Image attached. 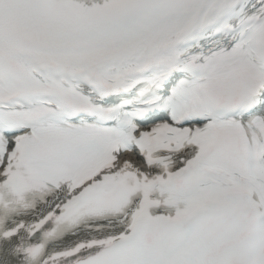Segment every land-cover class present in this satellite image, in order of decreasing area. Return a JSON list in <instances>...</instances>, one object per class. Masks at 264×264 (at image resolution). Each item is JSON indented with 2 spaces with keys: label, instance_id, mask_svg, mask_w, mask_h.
<instances>
[{
  "label": "snow or ice",
  "instance_id": "6c2138e0",
  "mask_svg": "<svg viewBox=\"0 0 264 264\" xmlns=\"http://www.w3.org/2000/svg\"><path fill=\"white\" fill-rule=\"evenodd\" d=\"M0 264H264V0H0Z\"/></svg>",
  "mask_w": 264,
  "mask_h": 264
}]
</instances>
